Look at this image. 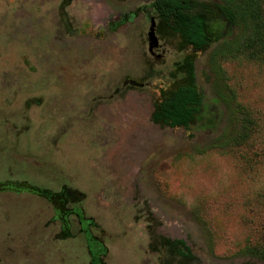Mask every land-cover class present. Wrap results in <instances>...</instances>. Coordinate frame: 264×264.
<instances>
[{
    "label": "rangeland",
    "instance_id": "374dc122",
    "mask_svg": "<svg viewBox=\"0 0 264 264\" xmlns=\"http://www.w3.org/2000/svg\"><path fill=\"white\" fill-rule=\"evenodd\" d=\"M151 1L0 0V181L83 216L70 212L58 238L45 199L0 193V264H91L102 248L101 264H264L240 251L264 236V61L222 63L257 120L236 150L204 149L224 118L207 130L151 121L172 75L214 96L213 43L178 71L185 50L156 28ZM173 239L190 260L168 251Z\"/></svg>",
    "mask_w": 264,
    "mask_h": 264
},
{
    "label": "trees",
    "instance_id": "16d2710c",
    "mask_svg": "<svg viewBox=\"0 0 264 264\" xmlns=\"http://www.w3.org/2000/svg\"><path fill=\"white\" fill-rule=\"evenodd\" d=\"M66 1L63 0V3ZM150 7L156 19V28L162 29L164 36L175 38L177 48L185 50L178 71L190 63L194 54L213 43L207 55V65L213 75L211 86L214 92L209 101L192 82L172 75L168 85L158 89L152 102L151 121L186 130H207L213 129L224 118L227 128L214 136L204 149L212 147L218 151H232L245 145L256 131L257 120L254 113L237 100L222 63L240 56L264 61V0H152ZM241 158L247 164L251 161V157L244 154ZM32 190L48 197V193L53 194L44 189ZM57 200L55 218L63 225V213H59L57 208L61 202L64 205V200ZM58 233V238L69 236L67 232ZM261 237L263 239L245 244L240 249L241 253L264 262V236ZM164 245L179 259L185 262L191 259L189 247L184 241L167 240ZM91 263L96 262L92 260ZM237 264L255 263L244 261Z\"/></svg>",
    "mask_w": 264,
    "mask_h": 264
},
{
    "label": "flooded vegetation",
    "instance_id": "af4514ba",
    "mask_svg": "<svg viewBox=\"0 0 264 264\" xmlns=\"http://www.w3.org/2000/svg\"><path fill=\"white\" fill-rule=\"evenodd\" d=\"M33 188H37V189H40V188H38V187H36V186H34V185H30V184H27V183H25V182H23V181H21V182H17L16 181V179L15 180H10V179H5V180H3V181H0V193H2V192H5V191H10V192H20V191H26V192H29V193H32V194H34V195H38L39 197H41L43 200L45 199V201H46V203L49 205V207H50V210H51V216H50V218H51V220L54 222V221H57L56 220V218H55V212H56V205H55V201H56V197H55V194H50V193H48L49 194V196L51 197L52 196V198H50V197H48V196H46V195H39V194H37V193H35L32 189ZM5 201V199L4 198H2V197H0V203L2 204L3 202ZM58 210L61 212L62 211V213H63V218H64V224L63 225H61L60 223H59V233L62 231V232H67V234H69V236L68 237H70L71 236V234H70V232H69V229H70V225H69V222H68V220H67V216L69 215V213L70 212H74L75 213V210H74V208L71 210V209H67L66 210V208H64V207H60V208H58ZM76 216H80V215H78L77 213H76ZM82 216V215H81ZM83 217V216H82ZM81 220V222H80V228H79V230L81 231V230H83L82 232L84 233V235H83V233L81 232V234H82V236H83V239L85 240V242H86V244H87V230H85L84 228V223L86 222V221H82V219H80ZM57 232V233H58ZM26 234H28V233H26ZM55 236H57V234L55 233ZM61 238H63V237H61ZM11 239H13V237L11 238ZM97 252H100V253H98V258H96V263L95 264H101V260H100V256H101V254L102 253H104V250H100V251H98V250H96ZM98 261V262H97ZM91 264H93V263H91Z\"/></svg>",
    "mask_w": 264,
    "mask_h": 264
}]
</instances>
